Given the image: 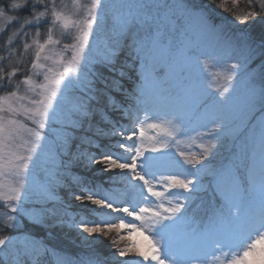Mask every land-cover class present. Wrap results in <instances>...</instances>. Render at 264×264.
<instances>
[{"label":"snow or ice","instance_id":"obj_1","mask_svg":"<svg viewBox=\"0 0 264 264\" xmlns=\"http://www.w3.org/2000/svg\"><path fill=\"white\" fill-rule=\"evenodd\" d=\"M0 21V264H264V0Z\"/></svg>","mask_w":264,"mask_h":264},{"label":"rangeland","instance_id":"obj_2","mask_svg":"<svg viewBox=\"0 0 264 264\" xmlns=\"http://www.w3.org/2000/svg\"><path fill=\"white\" fill-rule=\"evenodd\" d=\"M64 3L67 4L69 7H71V0H64ZM239 7H240V8H243V3H242V2H241V4L239 5ZM218 19H219V18H218ZM4 23H5L4 21H0V24H4ZM8 34L10 35L11 32L9 31ZM6 40H7V35H5V34H0V55H6V48H7V46H6ZM64 42H70V41H69L68 38H65ZM14 46H16V47L22 49V45H20V44H15V42H14ZM68 55H70V53H68ZM30 57H31V53H28V54L25 55V59H26V60L30 59ZM215 71H217V68H215V67H213V66H211V65L209 66V68H208V70H207L208 73L215 72ZM206 75H207V73H206ZM38 79H39V78H38ZM175 147H176V146L173 147V151H175ZM179 147H180V148H185L186 145H185V144H181V145H179ZM193 150H195V149H193ZM204 199H205V200L210 199V194H209V196H205ZM2 211H4V209H3V208H0V212H2ZM135 238H136L137 240H139V241H143V239H144L143 236H141V235H137ZM106 241H107V240H106ZM106 241H105V243H106ZM123 243H124V242H122V245H123ZM257 247H258V248H261V247H264V245H258ZM129 264H136V261H135L134 259H133V260H130V261H129Z\"/></svg>","mask_w":264,"mask_h":264},{"label":"trees","instance_id":"obj_3","mask_svg":"<svg viewBox=\"0 0 264 264\" xmlns=\"http://www.w3.org/2000/svg\"><path fill=\"white\" fill-rule=\"evenodd\" d=\"M54 243H56V241H53ZM107 244L108 241H106V243L104 242V244L101 246V250L105 252V254H107Z\"/></svg>","mask_w":264,"mask_h":264}]
</instances>
